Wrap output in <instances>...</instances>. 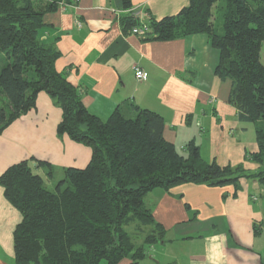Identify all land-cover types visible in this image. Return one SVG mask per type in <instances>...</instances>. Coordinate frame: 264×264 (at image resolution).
Here are the masks:
<instances>
[{
	"label": "trees",
	"instance_id": "trees-1",
	"mask_svg": "<svg viewBox=\"0 0 264 264\" xmlns=\"http://www.w3.org/2000/svg\"><path fill=\"white\" fill-rule=\"evenodd\" d=\"M75 3L0 0V135L45 92L63 112L58 135L92 150L85 169L64 171L56 192L38 173L43 167L52 174L42 161L20 162L0 176L5 197L22 216L14 231L15 264H119L123 259L140 264L165 233L145 203L152 191L237 185L242 178L264 187V0H190L176 16L149 19L146 37L208 36L219 52L215 75L231 82L229 103L239 121L255 125L258 150L247 161L258 165L256 172L206 163L193 142L187 145L189 155H183L165 140L164 119L138 106H133L135 117L116 111L107 122L90 114L67 73L57 71L55 44L41 39L44 16ZM219 3L217 26L213 9ZM119 8L126 13L125 30L141 27L132 0H119Z\"/></svg>",
	"mask_w": 264,
	"mask_h": 264
},
{
	"label": "crops",
	"instance_id": "crops-1",
	"mask_svg": "<svg viewBox=\"0 0 264 264\" xmlns=\"http://www.w3.org/2000/svg\"><path fill=\"white\" fill-rule=\"evenodd\" d=\"M189 3L132 0V11L148 22L176 16ZM125 15L119 0H76L43 18L41 39L55 44L56 69L67 73L88 112L107 122L116 111L135 117L138 106L164 119L163 136L180 152L193 142L206 163L256 172L258 165L247 161L258 150L255 125L239 121L229 103L231 82L215 75L219 52L208 36L140 38L123 27ZM137 67L145 79H136ZM62 115L50 95L39 93L35 106L0 135V176L23 161L48 163L51 175L38 169L44 182L55 171L85 169L92 150L58 135ZM145 203L165 233L140 264H264V187L257 181L156 189ZM21 220L0 185V264H15L14 231Z\"/></svg>",
	"mask_w": 264,
	"mask_h": 264
},
{
	"label": "rangeland",
	"instance_id": "rangeland-1",
	"mask_svg": "<svg viewBox=\"0 0 264 264\" xmlns=\"http://www.w3.org/2000/svg\"><path fill=\"white\" fill-rule=\"evenodd\" d=\"M221 6H222V3H219L217 4V6L214 7V10H213V21L216 23L217 26H220L222 22L221 12L218 10ZM261 62L264 64V44H263L262 51H261ZM181 152H183L185 156L189 155L187 145H185L184 151H181ZM34 165L35 164H33V166ZM64 177H65V174H63V172L61 173V172L55 171L50 181L49 180L45 181V187L51 192H56V187L58 186L59 182L64 179ZM128 231H130V228H128Z\"/></svg>",
	"mask_w": 264,
	"mask_h": 264
},
{
	"label": "built area",
	"instance_id": "built-area-1",
	"mask_svg": "<svg viewBox=\"0 0 264 264\" xmlns=\"http://www.w3.org/2000/svg\"><path fill=\"white\" fill-rule=\"evenodd\" d=\"M61 7L63 9L70 8V6L66 5V4L61 5ZM137 17L140 20V17L138 15H137ZM140 24H141V27H136V28L132 29L130 31V34L134 35V36H137V37H140V38H146L147 37V33L149 32V27L147 25V22H142L140 20ZM135 76H136L137 80H143V79L146 78L145 72L142 69L138 68V67L135 68Z\"/></svg>",
	"mask_w": 264,
	"mask_h": 264
}]
</instances>
